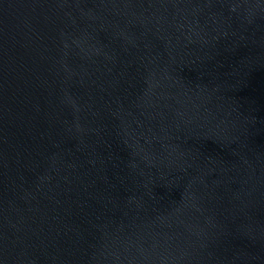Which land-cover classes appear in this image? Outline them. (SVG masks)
I'll return each instance as SVG.
<instances>
[{
    "label": "water",
    "instance_id": "95a60500",
    "mask_svg": "<svg viewBox=\"0 0 264 264\" xmlns=\"http://www.w3.org/2000/svg\"><path fill=\"white\" fill-rule=\"evenodd\" d=\"M0 264H264V0H0Z\"/></svg>",
    "mask_w": 264,
    "mask_h": 264
}]
</instances>
